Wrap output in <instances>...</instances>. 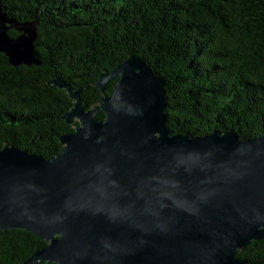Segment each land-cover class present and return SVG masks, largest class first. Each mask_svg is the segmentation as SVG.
<instances>
[{"label":"water","instance_id":"1","mask_svg":"<svg viewBox=\"0 0 264 264\" xmlns=\"http://www.w3.org/2000/svg\"><path fill=\"white\" fill-rule=\"evenodd\" d=\"M36 37L33 25L12 26L0 0V54L37 65ZM117 79L92 108L82 90L55 83L74 102L63 116L74 132L55 157L0 150V233L46 242L23 264H245L238 254L264 239V135H173L149 65L131 57L97 86Z\"/></svg>","mask_w":264,"mask_h":264},{"label":"trees","instance_id":"2","mask_svg":"<svg viewBox=\"0 0 264 264\" xmlns=\"http://www.w3.org/2000/svg\"><path fill=\"white\" fill-rule=\"evenodd\" d=\"M1 1L13 27L37 28L39 64L14 67L0 54V150L55 157L60 137L74 132L63 119L74 102L55 83L82 90L83 105L96 107L119 82L103 93L102 74L131 57L163 81L173 135H264V0ZM9 35L21 36L15 29ZM46 246L29 231H3L0 264H23ZM237 258L264 264V239Z\"/></svg>","mask_w":264,"mask_h":264}]
</instances>
